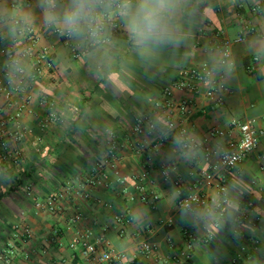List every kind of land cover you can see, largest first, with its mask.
Segmentation results:
<instances>
[{"label": "crops", "instance_id": "crops-1", "mask_svg": "<svg viewBox=\"0 0 264 264\" xmlns=\"http://www.w3.org/2000/svg\"><path fill=\"white\" fill-rule=\"evenodd\" d=\"M260 1L264 2L205 0L210 11L193 26L187 45L175 54L166 51L151 67L129 65L121 72L122 84L117 88L98 77L87 62L73 57L71 41L43 27L37 0H18L35 13L37 46L48 48L51 57L44 78L19 86L8 83L11 100L1 90L7 78L0 77V143L6 145L0 148V264H83L70 242L76 232L85 229L96 237L104 234L117 251L143 264H264V172L260 170L264 140L227 174V189L239 199V212L251 211L244 226L229 222L211 240L189 250L183 230L191 228L203 234L206 229L181 222L177 200L172 199L173 190L179 189L178 178L184 193L197 191L199 169L207 165L203 146L223 143L221 138L208 136L210 128L229 129L234 118L264 117V56L254 61L257 53L252 48V42L264 36V14L251 12ZM4 3L2 0L0 5ZM246 25H252L254 31L245 29ZM239 32L244 39L232 46L235 70L227 77L229 92L224 106L215 108L206 96L181 91L171 97L178 102L187 96L196 104L188 128L202 145L194 158L171 156L172 138L161 150L144 152L140 146L143 137L134 131L136 118H164L168 114L163 106L164 84L171 83L183 68L209 62L208 51H220L223 40L233 39ZM115 35L123 38L120 29ZM12 44L6 31H0V71L7 67ZM251 65L255 67L252 72L248 69ZM27 95L32 100L20 111ZM50 106L63 122L41 128L40 121ZM18 125L25 137L17 141L13 133ZM112 138L118 148L108 155ZM104 158L106 166L96 170ZM163 163L172 167L170 180L162 177ZM143 170L150 171V188L160 195L154 207L140 199L135 187L133 176ZM100 174L106 175L102 183L87 181ZM118 176L128 177L124 185L117 181ZM233 184L238 187L232 189ZM208 191L217 192V183ZM52 195L57 197L55 211L47 208V198ZM76 212L84 219L73 223L71 217ZM119 213H130L132 222L118 223L115 216ZM26 227L29 235L24 232ZM144 241L156 243L159 251L144 252Z\"/></svg>", "mask_w": 264, "mask_h": 264}, {"label": "clouds", "instance_id": "clouds-1", "mask_svg": "<svg viewBox=\"0 0 264 264\" xmlns=\"http://www.w3.org/2000/svg\"><path fill=\"white\" fill-rule=\"evenodd\" d=\"M36 6L43 27L71 41L80 52L81 62H87L98 77L106 78L117 88L122 84L121 72L129 65L151 67L166 51L175 54L186 46L193 26L210 11L205 0H37ZM36 19L35 13L18 0H12L11 4L5 0L0 5V31H6L15 46L7 64L8 75L10 83L17 86L32 75L30 50L21 45L37 30ZM118 28L123 38L115 35ZM252 48L257 59L264 56V36L256 38ZM207 55L205 75L210 80L220 74L227 78L235 70V62L227 53L209 50ZM173 128V124L160 117L149 124L147 131L167 138ZM172 144L171 156L191 160L202 141L195 134L181 132L172 136ZM214 150L223 155L222 149ZM180 196L179 189H174L172 199L179 200ZM239 210V199L230 196V189L222 188L212 192L202 205L187 199L181 201L179 218L193 228L203 225L210 234H215L229 222L234 223Z\"/></svg>", "mask_w": 264, "mask_h": 264}, {"label": "built area", "instance_id": "built-area-1", "mask_svg": "<svg viewBox=\"0 0 264 264\" xmlns=\"http://www.w3.org/2000/svg\"><path fill=\"white\" fill-rule=\"evenodd\" d=\"M2 0H0L1 2ZM30 4V2H28ZM252 13L264 14V2L260 1L254 4L251 8ZM119 29V28H118ZM116 29V30H118ZM245 29L254 31V27L246 25ZM115 30V31H116ZM38 32L35 30L30 33L21 45L22 48L30 50L28 56L31 58L32 75L31 77H25L23 82H34L45 76V65L49 62L51 54L48 48H40L37 46ZM64 38V37H62ZM67 40V38H64ZM244 39L243 32H239L235 38H225L220 48L221 52L227 53L228 57L232 59V46L235 43H240ZM15 52V46L12 44L8 50V58ZM72 55L74 58L79 59L80 52L77 48H72ZM257 57L254 61H257ZM209 62L204 61L198 64H193L186 68H183L178 76L169 84H164L162 87V93L164 95L163 106L167 109L168 114L164 117L169 123L174 125L172 133L167 138L160 136L156 132L151 134L147 131L150 123H156L157 120L148 115H140L136 118L134 131L143 137L141 141V148L144 152L153 153L154 151L161 150L165 144L172 138L173 135L184 132L189 134L188 121L196 112V104L193 100L187 96H183L178 102L172 100V96L177 91L189 93L193 95H204L212 103L213 107L219 108L224 106L226 94L229 92L227 84V78L223 74L217 75L211 80L205 75ZM249 71H253L255 67L253 65L248 67ZM5 76L7 83L1 84V90L8 100L12 98V88H9L10 78L8 75V67L0 71V77ZM22 82V83H23ZM32 100V97L27 95L23 98L19 110L27 109L28 102ZM44 102H49L48 99L43 97ZM51 104V103H50ZM19 116V115H18ZM17 116V117H18ZM1 118V112H0ZM62 116L54 110L53 106H50L44 118L40 121L41 128H47L50 124L62 123ZM211 138H221L223 143L217 144L215 147L209 144L203 146L204 157L207 165L199 169L198 178L199 185L197 191L191 193H183L182 183L178 178L176 180L181 196L177 200V206L183 200H191L194 203L203 204L211 194L208 191L209 188L217 183V192L222 188H228L227 186V174L234 170L239 164H241L248 156H250L264 140V117H250V118H234L230 121L229 129L212 127L207 132ZM15 140H22L25 137L24 131L19 127L13 133ZM6 146L5 143H0V148ZM220 148L223 151V155H218L214 148ZM108 155L114 154V151L118 148L117 143L111 139L108 143ZM19 154H15L16 160H19ZM105 157V156H104ZM107 159L104 158L96 164V170L101 171L106 166ZM260 170L264 172V161L260 166ZM170 164L163 163L162 165V177L164 180H170L173 172ZM101 176H94L87 181L91 184L102 183L103 179H106L105 174ZM150 171L143 170L141 173L133 176L135 180V187L140 195V199L149 204L155 206L159 199V193L150 185L153 181L150 179ZM128 180L126 176H118L117 181L120 184H125ZM253 182H256L254 179ZM149 184V186L147 185ZM84 197L89 198V194L84 192ZM56 195L49 196L47 198V208L51 211L56 210ZM250 210L241 211L236 215L238 226H244L250 219ZM84 216L80 212H76L72 215L71 221L73 223L81 222ZM115 219L120 224L131 223L133 216L130 213H119L115 216ZM25 234H30V229H24ZM186 247L191 250L195 244L211 240L214 234H210L207 230L205 233L200 234L194 229L185 228L183 230ZM70 247L73 250L79 252L80 258L84 261L83 264H143L141 260L136 258H129L120 251H117L111 244V241L104 235L99 237L94 236L90 229L76 232L75 236L70 242ZM142 250L146 253H155L159 251V246L150 241H144L141 244ZM186 256V255H185ZM189 256H186L188 258ZM163 264H169L163 262Z\"/></svg>", "mask_w": 264, "mask_h": 264}, {"label": "trees", "instance_id": "trees-1", "mask_svg": "<svg viewBox=\"0 0 264 264\" xmlns=\"http://www.w3.org/2000/svg\"><path fill=\"white\" fill-rule=\"evenodd\" d=\"M184 193V192H183ZM154 207V206H153Z\"/></svg>", "mask_w": 264, "mask_h": 264}]
</instances>
